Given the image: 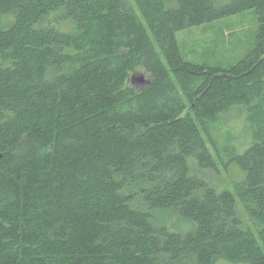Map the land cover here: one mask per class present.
<instances>
[{"label":"trees","instance_id":"1","mask_svg":"<svg viewBox=\"0 0 264 264\" xmlns=\"http://www.w3.org/2000/svg\"><path fill=\"white\" fill-rule=\"evenodd\" d=\"M247 11L245 58L183 59ZM219 259L264 264V0H0V264Z\"/></svg>","mask_w":264,"mask_h":264},{"label":"rangeland","instance_id":"2","mask_svg":"<svg viewBox=\"0 0 264 264\" xmlns=\"http://www.w3.org/2000/svg\"><path fill=\"white\" fill-rule=\"evenodd\" d=\"M257 29L256 15L254 12L247 11L179 31L177 39L184 60L193 64L227 69L251 52L256 43ZM142 74L144 79H147L145 72L140 68L131 70L129 85L140 88L142 84L136 81V78ZM232 128L239 133L238 127ZM222 171L218 177L213 174L207 177L217 188L233 190V184L240 179L241 171L233 164ZM215 264L241 263H230L219 259Z\"/></svg>","mask_w":264,"mask_h":264},{"label":"water","instance_id":"3","mask_svg":"<svg viewBox=\"0 0 264 264\" xmlns=\"http://www.w3.org/2000/svg\"><path fill=\"white\" fill-rule=\"evenodd\" d=\"M132 80H134V78ZM136 81L140 82L142 84V86L150 83V81L148 79H144L143 74L140 75L139 77H137Z\"/></svg>","mask_w":264,"mask_h":264}]
</instances>
